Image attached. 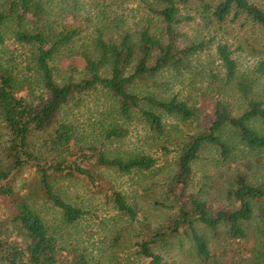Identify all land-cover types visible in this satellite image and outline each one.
<instances>
[{
	"label": "trees",
	"instance_id": "trees-1",
	"mask_svg": "<svg viewBox=\"0 0 264 264\" xmlns=\"http://www.w3.org/2000/svg\"><path fill=\"white\" fill-rule=\"evenodd\" d=\"M153 1L156 26L148 24L136 34L125 32L116 39L104 38V31L95 29L90 43L77 53L84 77L75 80L71 73L57 82L51 62L59 55L73 58L74 41L84 38L82 28L74 25L77 7L51 13L46 0H0V47L9 39L27 47L28 70L33 76V80L19 79L0 64V127L6 132L4 141L0 137V201L8 211L0 220V264H88L84 251L61 244L57 229L48 226L36 209L37 201L50 204L62 224L75 225L86 213L65 201L53 182L81 178L93 188L106 189L114 209L133 219L134 206L110 186L104 172H147L156 160L144 151L111 156L106 143L124 139L127 125L135 121L149 133L145 143L155 145L165 134L163 115L195 123L194 131L178 145L176 170L165 186L170 215L155 228L139 227L137 255L146 264H168L158 251L175 242L181 250L184 237L195 264H221L219 259L224 261L228 254L252 252L247 244L254 218L257 232L264 236V182L253 184L242 173L236 174L226 192L229 207L215 211L187 191L192 166L204 151L212 149L220 161L236 163V146L222 136L227 128L248 154L264 153V135L251 126L254 121L264 123V93L260 99L254 94L258 78L264 76V61L254 71L240 73L238 47L218 41L215 55L222 76L210 71L207 113L174 95L164 98L135 91L163 71L180 73L203 51L206 43L202 41L176 45V26L182 21L199 19L208 34L216 31L215 26L223 29L228 19L240 17L264 28V8L253 0ZM231 87L243 101L238 115L220 98ZM92 91L104 92L113 100V119L108 127L100 128L103 141L86 140L65 117L67 108L79 107ZM27 171L32 174L21 181ZM210 245L217 247L210 250ZM248 259L241 264L250 263Z\"/></svg>",
	"mask_w": 264,
	"mask_h": 264
},
{
	"label": "rangeland",
	"instance_id": "rangeland-1",
	"mask_svg": "<svg viewBox=\"0 0 264 264\" xmlns=\"http://www.w3.org/2000/svg\"><path fill=\"white\" fill-rule=\"evenodd\" d=\"M46 1L51 13L62 7L67 10V7L76 6L78 20L74 25L82 28L84 36L74 41L77 48L73 51V58L59 55L51 62L57 82L66 80L71 73L74 74L75 80L84 77L83 65L77 53L82 51V46L90 43L95 29L104 31V38L116 39L125 32L136 34L148 24L152 26L158 24L155 15L151 13L157 5L153 0ZM211 1L215 3L219 0ZM253 2L264 8V0H253ZM182 14L184 16L186 13L183 11ZM214 29L215 32L208 34L199 19L194 23L182 21L176 26L179 35L176 45L183 47L188 42L202 41L206 43L203 51L193 56L189 60L190 66L181 69L180 73L173 70L163 71L149 85H139L135 91L164 98L174 95L180 100H188L189 104L201 106V109L207 113L210 110L209 86L212 84L210 71L220 75V78L222 76V68L215 55L218 41H226L232 49L238 47L236 56L240 73L252 72L261 61H264V28L240 17L234 21L228 19L221 30L217 29V26ZM211 35L214 37L212 38ZM28 60V48L16 44L12 39L6 41L4 47H0V64L11 70L19 79L26 76L27 80H33L32 72L28 70ZM258 79L254 94L260 99L264 93V76ZM204 96L207 99L203 98ZM220 98L233 115L243 111L240 94L232 87ZM112 103L113 100L108 94L92 91L82 98L79 107L67 108L65 117L73 122L86 140L103 141L100 128L108 127L113 119ZM162 121L165 134L161 141L150 145L151 147L149 143H145L149 133L135 121L127 125L128 134L124 139L106 143L111 156H126L131 152L144 151L156 160L154 168L147 172H132L129 175H120L112 170L104 172V179L110 186L125 194L128 202L134 206L133 219L119 214L114 209L107 199L106 189L93 188L81 178H58L53 182L55 191L65 201L86 213L75 225L62 224L58 220L56 210L50 204L42 200L37 201L36 209L48 226L57 229L61 244L66 248L77 246L79 250L84 251L89 257L88 264H146L147 261L136 253L139 241L137 231L141 226L150 228L160 226L170 215V210L167 209L165 186L176 170L178 145L185 136L193 133L195 124L181 123L173 117L164 115ZM251 126L259 134L264 135L263 122L254 121ZM222 134L225 141L232 142L237 148L234 157L236 163L220 161L212 149L204 151L200 160L192 166V179L187 190L203 198L212 211L229 207L230 202L226 192L236 174L242 173L253 184L264 182V153L256 152L253 156L250 152L248 154L229 128ZM5 135V130L0 127L1 140L6 139ZM31 174L27 171L20 180L29 179ZM7 212L6 205L0 201V220L7 215ZM256 223L257 219L254 218L247 244L248 250L252 252L240 251L228 254L224 261L229 264H241L244 258H249L251 264H264V236L257 232ZM181 245L180 250L179 243L175 242L173 247L165 248L158 253L168 264H195L188 255V239L183 237ZM211 246H209L210 250L217 247ZM224 261L219 259L221 264H224Z\"/></svg>",
	"mask_w": 264,
	"mask_h": 264
}]
</instances>
